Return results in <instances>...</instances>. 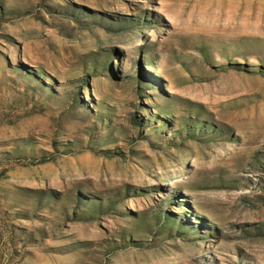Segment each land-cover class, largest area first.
I'll return each instance as SVG.
<instances>
[{
  "label": "rangeland",
  "instance_id": "1",
  "mask_svg": "<svg viewBox=\"0 0 264 264\" xmlns=\"http://www.w3.org/2000/svg\"><path fill=\"white\" fill-rule=\"evenodd\" d=\"M0 264H264V0H0Z\"/></svg>",
  "mask_w": 264,
  "mask_h": 264
},
{
  "label": "trees",
  "instance_id": "2",
  "mask_svg": "<svg viewBox=\"0 0 264 264\" xmlns=\"http://www.w3.org/2000/svg\"><path fill=\"white\" fill-rule=\"evenodd\" d=\"M70 145V144H69ZM107 153H109V151H107ZM41 160H43V159H41Z\"/></svg>",
  "mask_w": 264,
  "mask_h": 264
}]
</instances>
